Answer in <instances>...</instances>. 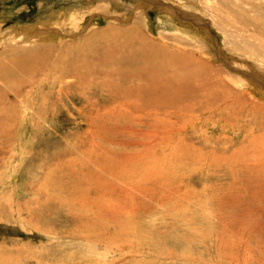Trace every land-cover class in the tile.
I'll return each mask as SVG.
<instances>
[{
	"label": "rangeland",
	"instance_id": "1",
	"mask_svg": "<svg viewBox=\"0 0 264 264\" xmlns=\"http://www.w3.org/2000/svg\"><path fill=\"white\" fill-rule=\"evenodd\" d=\"M213 1L232 34L211 24L210 36L233 46L236 64L252 66L264 57V0ZM131 2L0 0V52L12 32L31 27L43 33L44 59L41 71L14 84L17 95L0 86V264H264V92L228 83L234 72L215 50L207 78L183 90L184 100L147 102L143 80L118 77L110 61L132 71L137 48L165 41L157 11L136 22ZM173 20L204 35L188 17ZM10 53L0 54V67L25 57ZM218 67L224 86L213 77ZM53 76L58 90L47 103ZM214 83L221 87L212 91ZM42 101L46 111L37 114Z\"/></svg>",
	"mask_w": 264,
	"mask_h": 264
},
{
	"label": "bare ground",
	"instance_id": "2",
	"mask_svg": "<svg viewBox=\"0 0 264 264\" xmlns=\"http://www.w3.org/2000/svg\"><path fill=\"white\" fill-rule=\"evenodd\" d=\"M93 1V0H92ZM113 1H117V0H113ZM135 1L137 2V7L134 8L133 10V14L132 16H135L136 22L138 20H143L144 21V17L147 14V11L149 10H156L157 11V15L159 20L164 21L162 23V29L160 30V38L163 40V38H165V41L163 43H154V39L153 42L151 40H148V42L150 43V45H146V48H148L147 46H150V50L146 49L144 46V49L141 48L142 43H144L142 41L141 43V50L139 48H137L139 51L136 54V58L134 61V68L132 69V71H128L125 68V62L124 61H118L115 60V58L112 57V59L110 60L113 64L115 65V69L117 71V73L119 74L118 77H120V75H124V74H129V76H131L133 74V76L138 77L143 83L144 86L139 88V95L142 97H146V101L147 102H152L149 98L150 95H154L156 98H158L160 100L161 103L163 104H167V102L171 103V102H177V101H182L184 96V93L182 94L181 92L187 88L190 87L191 83L195 80L198 79L199 80H203L207 78V74H208V70H209V63L206 61L207 58H210V53H215V50L217 51V54L220 55L219 58H222V56H227L228 58H223L222 61L229 67V69H231L233 73L231 72H227V76L226 79H228L229 81H227L228 83L231 82L233 84H237L239 86H243V85H249L252 88H259V90H261L262 92H264V57H259L257 58V60L254 59V62H252V66H249V63L246 64H236L233 60H231L234 56L233 52L236 50H233V46L230 45H224L223 48H220L217 44L216 41L214 40V38H212V34L210 36V25H214L218 26L217 30L219 32L222 33H228L229 35L232 34V32L230 31V29L226 28L221 21V15H220V11L217 8V6L215 5V2L213 0H201L200 4H197L196 2L192 1V0H174L173 3L177 4V5H166L162 2H158V0H132V2ZM181 4L183 5H180ZM107 2V1H106ZM131 2V3H132ZM102 3V2H101ZM133 4V3H132ZM116 6V2L113 4ZM118 8H124L121 7L123 6L122 4H120L119 2L117 3ZM134 5H136V3H134ZM181 6L183 9H181L179 6ZM106 6V5H104ZM109 6V5H108ZM121 7V8H120ZM93 8V7H92ZM117 8V9H118ZM126 9V8H125ZM130 9V6L127 7L126 11ZM115 10V9H114ZM130 11V10H129ZM113 12V11H112ZM120 12V11H119ZM118 13V12H117ZM107 14V13H106ZM115 14V13H114ZM149 14V13H148ZM164 14L167 16L165 19ZM169 14L171 15V17L169 18ZM139 15H142V17L139 18ZM178 15H182L185 17H188L190 19H192L193 24L197 25L198 27H200L203 30V34L204 35H199L196 32L190 30V29H186V28H182L179 27L175 24L173 17H176ZM111 16V15H110ZM115 16V15H112ZM125 17V16H124ZM203 17L208 18V20H205ZM73 19V16L71 17ZM116 21L120 20L119 17H114ZM215 18V19H214ZM130 19V18H129ZM132 19V18H131ZM134 21V19H132ZM167 23H173V24H167ZM142 24V23H141ZM42 25V24H41ZM111 25V23H110ZM114 26V25H113ZM113 26L111 25L109 27L110 30H112ZM58 27V26H57ZM59 28V27H58ZM10 29V28H9ZM39 29V28H38ZM13 30V29H12ZM11 30V31H12ZM23 32H12L11 35L12 37L9 38L7 41L8 44L6 45V47L0 52L1 55L7 53V52H11L10 54L15 56L16 58L21 57V56H25L24 58H19L18 63L15 64L14 68H8V67H0V86H4L6 88H8L14 95H17L20 91H15L13 89L14 84H18V83H22L24 78L23 76L26 75H32L33 72H37L39 67H36L37 65H40V71H41V66L43 65V57H42V49L43 46L41 44H39L40 41H42L43 39V33L38 32V31H33V29L31 27H26ZM21 30V31H22ZM40 30V29H39ZM166 30V31H164ZM43 31V30H42ZM142 31V30H141ZM140 31V32H141ZM55 32V31H54ZM61 32V29H60ZM120 31H118L117 33H119ZM143 32V31H142ZM141 32V33H142ZM45 33L46 31H44V38H45ZM57 33V32H56ZM116 33V34H117ZM123 33V32H122ZM121 33V35H122ZM128 33V32H126ZM172 35H169L171 34ZM7 34V33H6ZM59 34V32H58ZM143 34V33H142ZM146 34V33H144ZM36 35V36H34ZM125 35V34H123ZM122 35V39H125L124 36ZM117 36L119 37V35L117 34ZM145 36V35H143ZM147 36V34H146ZM145 36V37H146ZM207 39H206V37ZM34 37L36 39H34ZM116 37V38H118ZM126 37V35H125ZM119 37V39H121ZM130 38V37H129ZM209 38V39H208ZM18 39H20L21 44L18 43ZM30 39V40H29ZM46 39V38H45ZM142 39V36H141ZM149 39V37H148ZM241 41L245 40L244 37L241 35L240 36ZM131 40V38H130ZM166 40H168L169 43H171V41H174V46H172L173 51H170V45L167 44ZM212 40V41H210ZM113 41V40H112ZM145 41V40H144ZM126 42V41H125ZM147 42V41H146ZM145 42V43H146ZM2 43V41L0 42ZM5 44V43H4ZM115 44V43H114ZM131 45V44H130ZM129 45V46H130ZM140 45V44H139ZM116 46V45H115ZM121 46V45H120ZM126 46V45H124ZM123 46V47H124ZM128 46V45H127ZM128 46V47H129ZM135 46V45H134ZM3 47V46H2ZM1 47V48H2ZM185 47H188L189 49L186 50ZM30 48V49H29ZM117 48V47H116ZM127 48V47H125ZM134 49V48H133ZM27 50H29V53H27ZM117 50V49H116ZM111 51V50H110ZM228 53V54H226ZM103 52L105 53V50L103 48ZM102 52V53H103ZM113 52V51H112ZM102 53H99L100 55ZM103 53V54H104ZM127 52H125L126 54ZM135 51H134V56H135ZM102 54V55H103ZM129 54V53H128ZM127 54V55H128ZM131 54V53H130ZM239 57H250L249 55L243 54L241 55L240 53ZM99 55V56H100ZM105 55V54H104ZM97 56V55H96ZM95 56V57H96ZM98 56V59H99ZM114 56V54H113ZM133 56V55H132ZM104 57V56H103ZM131 57V55H130ZM97 58V57H96ZM231 58V59H230ZM123 59V58H121ZM97 60V59H96ZM99 63H101L102 59H99ZM133 60V59H132ZM61 61V60H60ZM93 61V60H92ZM62 62V61H61ZM59 62V63H61ZM88 62V61H87ZM90 63H86L85 66L88 67L87 64H96L95 61L94 63H92L91 61H89ZM97 62V61H96ZM103 62V61H102ZM63 63V62H62ZM104 63V62H103ZM82 64V63H81ZM98 64V63H97ZM58 65V64H57ZM104 65V64H102ZM106 65V64H105ZM104 65V66H105ZM68 66V65H67ZM83 66V65H82ZM96 66V65H95ZM108 66V65H107ZM105 66V67H107ZM109 66H111L109 64ZM36 67V68H35ZM60 69L63 68V66H59ZM65 67V66H64ZM69 67V66H68ZM77 67V66H76ZM80 67V66H79ZM84 67V66H83ZM80 67V68H83ZM104 67V69H106ZM114 67V66H113ZM212 67V66H211ZM35 68V69H34ZM78 68V67H77ZM101 68V67H99ZM111 68V67H110ZM66 69V67L64 68ZM63 69V70H64ZM72 69V68H67ZM76 69V68H74ZM73 69V70H74ZM88 69V68H87ZM214 70V68H212ZM56 70H59V68ZM81 70V69H80ZM79 70V71H80ZM84 70V69H83ZM72 71V70H71ZM77 71V70H75ZM77 71V72H79ZM100 71V69H99ZM115 71V70H114ZM223 67H218V70L215 71V75L213 76L214 78H218L220 81V75L222 74ZM229 71V70H228ZM57 72V71H56ZM64 72V71H61ZM60 72V73H61ZM70 72V71H68ZM68 72L66 71V77L68 76ZM101 72V71H100ZM97 73V72H96ZM116 73V74H117ZM63 73H61L62 76ZM72 74V73H71ZM68 77H70V75ZM80 74V73H78ZM86 74V73H85ZM89 74V73H88ZM101 74V73H100ZM99 74V75H100ZM117 74V75H118ZM59 75V73H58ZM81 75V74H80ZM97 75V74H95ZM102 75V74H101ZM77 76V75H76ZM87 76V75H86ZM85 76V77H86ZM94 76V73L93 75ZM98 76V75H97ZM65 78L64 79V86H68L70 79L69 78ZM72 77V75H71ZM73 77H75V75H73ZM83 77V75H82ZM124 76H122L123 78ZM132 77V76H131ZM210 77H212V75H210ZM59 78V77H58ZM80 78V77H79ZM84 78V77H83ZM209 78V77H208ZM222 78V77H221ZM46 78H42L41 79V83L45 80ZM88 79V78H86ZM99 79V78H98ZM213 79V78H211ZM126 80V79H125ZM216 80V79H215ZM223 79H221L222 81ZM58 81L57 78L55 76L52 77V81L50 82L51 88L49 89V91H46L43 93V96L46 97L47 103L50 101L48 100V95H53V93H55V91L52 92V87L53 86H58ZM61 81V79H60ZM80 81V80H79ZM86 81V80H85ZM83 81V82H85ZM218 82V84H222V86H224V83L227 84V82H222L221 83ZM141 82V83H142ZM204 83V81H201ZM211 82V81H210ZM39 83V84H41ZM140 83V82H139ZM140 83V84H141ZM197 83V82H196ZM200 83V82H199ZM215 84L213 85V87L211 89L214 88V86H218L219 88L221 87V85ZM212 85V84H211ZM230 85V84H228ZM204 86H207V84L204 83ZM63 86H61L60 88H62ZM193 87H195L194 85H192V89ZM210 84L208 86V88H210ZM197 87H195L196 89ZM207 88V89H208ZM197 89H200L199 86ZM196 89V90H197ZM227 89H230V87H227ZM202 90V89H200ZM199 90V91H200ZM216 90L213 89L212 91ZM128 90H126L125 93H127ZM194 91V90H193ZM203 92H205L206 90H202ZM67 92V91H66ZM133 90H130V93H132ZM220 92L221 94H224V92L222 90L220 91H215V92H208L206 93V95L201 92L197 93V95H199L200 97H211L213 94ZM58 93V92H57ZM129 94V92H128ZM189 94V93H188ZM187 94V95H188ZM209 94V95H208ZM219 94V93H217ZM130 95V94H129ZM133 95V94H132ZM186 95V94H185ZM186 95V96H187ZM19 96V95H18ZM189 96H191V94H189ZM188 97V96H187ZM218 97H220V95H218ZM217 97V98H218ZM223 97V96H222ZM55 98H58V95L55 96ZM141 98V97H138ZM190 99L193 98V96L189 97ZM55 99V100H56ZM67 99V98H66ZM188 100V98H186ZM212 99V98H210ZM220 99V98H219ZM27 98L25 99H19V101H22L20 103H23L24 105H26L25 102H27ZM184 100V99H183ZM199 100V99H198ZM197 100V101H198ZM217 100V99H215ZM167 101V102H165ZM191 101V100H189ZM200 101V100H199ZM135 102V100L133 101ZM201 102V101H200ZM198 102V103H200ZM137 103V102H136ZM46 103H44L43 101L41 102V107L36 111L37 114L46 111L45 110V105ZM193 104V103H192ZM23 105V106H24ZM214 105V104H213ZM27 106V105H26ZM206 106V105H205ZM198 109V108H197ZM70 114V113H69ZM69 122V121H68ZM63 181V180H62ZM86 181V180H84ZM103 181V180H102ZM81 182V180L79 181ZM59 183V182H58ZM66 183V182H65ZM85 183V182H83ZM89 183V182H87ZM1 184V183H0ZM62 184V183H61ZM81 184V183H80ZM89 185V184H88ZM100 185V184H99ZM66 186V185H65ZM75 186V185H74ZM79 186V185H78ZM84 186V184L82 185ZM97 186V185H96ZM85 187V186H84ZM94 187V186H92ZM99 187V186H98ZM86 188V187H85ZM89 188V186L87 187ZM92 189V188H91ZM64 190V189H63ZM100 190V189H99ZM37 191V190H36ZM87 191V190H86ZM90 191V190H89ZM81 192V191H80ZM85 192V191H83ZM78 193V192H76ZM87 193V192H86ZM85 193V194H86ZM53 194V193H52ZM65 194V193H64ZM90 194V193H89ZM79 196V195H78ZM88 196V195H87ZM103 197V196H102ZM1 198V197H0ZM58 198V197H57ZM84 198V196L82 197ZM11 199V198H10ZM51 199V198H50ZM3 200V199H2ZM7 200V199H5ZM11 202V200H9ZM58 201V200H57ZM101 201V200H100ZM53 202V201H52ZM2 203V202H0ZM5 203V202H4ZM9 202H7L8 204ZM32 203V202H31ZM6 204V203H5ZM12 204V203H11ZM10 204V205H11ZM20 204V203H19ZM81 204V203H80ZM72 205V204H71ZM8 206V205H7ZM29 206V205H28ZM77 206V205H76ZM6 207V206H5ZM10 208V207H9ZM71 208V207H70ZM2 209V208H1ZM12 209V208H11ZM73 209V208H72ZM13 210V209H12ZM8 212V211H7ZM17 212V211H16ZM10 213V212H8ZM12 213V212H11ZM1 215V214H0ZM4 214H2L3 216ZM12 217V216H11ZM5 218V217H4ZM8 219V218H7ZM13 219V218H12ZM23 219V218H22ZM25 219V218H24ZM26 220V219H25ZM30 221V220H29ZM2 222V221H0ZM21 222V221H20ZM48 221H46L47 224ZM23 223V222H22ZM26 223V222H25ZM45 224V223H44ZM49 224V223H48ZM22 225V224H21ZM28 226V225H27ZM38 226V225H37ZM15 227V226H14ZM29 227V226H28ZM35 229V228H34ZM46 229V228H45ZM50 229V227H49ZM32 230V229H31ZM37 230V229H36ZM51 230V229H50ZM38 231V230H37ZM32 232V231H31ZM26 233V232H25ZM25 249V248H24ZM10 250V249H9ZM5 251V250H4ZM1 252V251H0ZM9 252V251H8ZM18 253V252H17ZM3 254V253H2ZM7 254V253H6ZM10 254V252H9ZM23 254V253H21ZM82 255V254H81ZM12 256V255H11ZM10 256V258H11ZM28 256V255H27ZM35 256V255H34ZM16 257V256H15ZM39 257V256H38ZM9 258V259H10ZM25 259V257H23ZM47 258V257H46ZM4 259V258H3ZM7 260V259H6ZM4 259V261H6ZM38 260V259H36ZM43 260V259H42ZM58 260V259H57ZM9 261V260H8ZM13 261L15 262V260L13 259ZM22 261V260H21ZM41 261V260H40ZM51 261V259H50ZM18 262H20V260H18ZM16 262V263H18ZM30 262V261H29ZM39 262V261H38ZM59 262V261H58ZM21 263V262H20ZM24 263V262H22ZM48 263V262H47ZM55 264V262H54ZM58 264V263H57Z\"/></svg>",
	"mask_w": 264,
	"mask_h": 264
}]
</instances>
